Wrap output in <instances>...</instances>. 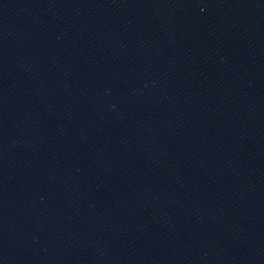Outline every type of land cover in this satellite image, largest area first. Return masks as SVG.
<instances>
[{
    "label": "water",
    "instance_id": "obj_1",
    "mask_svg": "<svg viewBox=\"0 0 264 264\" xmlns=\"http://www.w3.org/2000/svg\"><path fill=\"white\" fill-rule=\"evenodd\" d=\"M0 264H264V0H0Z\"/></svg>",
    "mask_w": 264,
    "mask_h": 264
}]
</instances>
